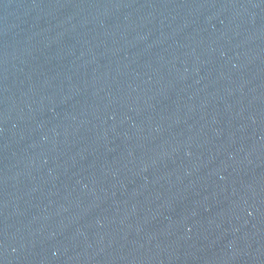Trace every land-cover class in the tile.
<instances>
[{
  "label": "water",
  "instance_id": "water-1",
  "mask_svg": "<svg viewBox=\"0 0 264 264\" xmlns=\"http://www.w3.org/2000/svg\"><path fill=\"white\" fill-rule=\"evenodd\" d=\"M0 264H264V0H0Z\"/></svg>",
  "mask_w": 264,
  "mask_h": 264
}]
</instances>
